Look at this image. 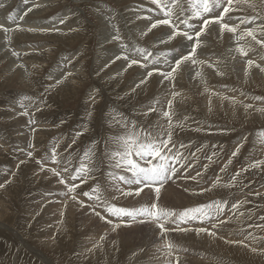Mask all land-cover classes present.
<instances>
[{
    "label": "rangeland",
    "instance_id": "rangeland-1",
    "mask_svg": "<svg viewBox=\"0 0 264 264\" xmlns=\"http://www.w3.org/2000/svg\"><path fill=\"white\" fill-rule=\"evenodd\" d=\"M5 1L0 0V5ZM50 1L52 0H14L4 14L0 16V21H4L0 22V27H2L0 30V46H5L3 49L0 47V51L7 49L6 56L0 59V183H4L6 180L9 181L5 188L0 189V198H4L5 201L10 199V202L2 203L4 209L0 208V213L6 211L10 216L8 219L0 217V221L4 225L6 224L15 230H19L25 237L24 241L34 247L36 249L35 252L38 253L33 254L25 247L22 248L23 243L17 239L14 231L1 229L0 264H14V259L16 261L15 264H49L39 259L37 256L39 253L45 255L46 258L55 264H132L134 262L132 256L139 252V246L143 242V239L138 237L136 239L129 238L126 235L127 233L123 231L110 234H104L102 232L101 235L104 238L100 235L99 239L104 244L101 243L102 248H97L94 244L89 245L90 243L87 241L90 239L87 235L93 233L95 227H92L87 222L85 223L87 220L84 219H87V217L90 218V216H86L87 213L82 210L79 212L78 208L81 206L77 207L78 204L75 205V208L78 210L75 212L76 218L70 232L67 231L69 229L67 227V221L65 220L68 213L62 211L61 219L63 220H60V226L56 228L53 226L54 218L53 220L51 219L52 216L54 217L56 215V213L54 215L53 209L47 212L48 209L42 208L40 210L38 208L40 207L38 203H41L42 199L52 201L55 198L54 202L57 200V204L55 205L56 209L62 210L64 208L62 199H57L58 196L63 195L61 194L63 191L55 190H64L65 186L59 183L60 177L48 171L49 168L56 166V164L50 163L48 160L51 156L52 148L57 145L56 151L59 149L58 152L60 153L57 155V159L67 158L71 161V164L68 166L74 168L80 163L83 153L92 150L94 155L92 158L93 170L91 175L94 179H89L86 183L81 184L77 189V194L89 191L96 184H99L104 196L108 197V195H112L113 193L111 192V194L109 191L115 189L107 187V183H114L109 173L123 174V172L120 169H114L112 167L105 153L116 150L117 146L113 143L115 138L119 135H126L127 131L131 130L133 125H135L136 130L158 131L153 127V122L149 119L156 112L162 115L163 111L168 110L169 100L166 94L169 90L164 88L160 82H170L163 80V77L159 73L171 71V66L174 65L175 59L179 58V55L186 54L190 50L187 45L192 42H188L184 50L178 54L177 50L185 43L183 37H176L171 40L169 45H166L168 36L171 34L169 26L158 25L157 28L149 31L148 29L151 27V24L159 19L158 16L162 14L158 15L156 11L149 12L148 9L154 8L149 4L145 5L142 0H53L56 1L54 6L38 15H34L35 12L41 10L42 4H47ZM178 3L184 9L183 17H191V0H178ZM220 3L221 8L217 9L213 14L211 13L212 16L209 19H212V22L204 26L205 32L199 38L198 45L201 46L197 48L195 54V59L198 63L192 64L189 61L174 73V77L177 74L183 76L181 71L187 68V76H191L192 80H184L183 83L178 85L181 88L182 94L189 100L188 105L191 106V112L187 111V113L185 110L184 112L183 109L180 111L179 108L177 109L178 104L174 102V108L172 107L173 110L171 109L173 122L179 118H198V121L202 119L204 98L201 91L204 94H208L213 88L214 90L226 88L228 89L227 91H230L229 94L231 95L239 92L241 95H249L256 99L258 97L262 98L257 99V101H264V72L261 71L262 68L256 67V65L261 66V61L264 60L261 59L264 58V51L261 49L262 46L254 42L247 35L240 39L238 32L244 30L242 28L234 34L227 33L226 31L223 32L225 34L221 33L220 24L216 23L213 17L218 16L219 12L223 10V7L227 6V0H220ZM237 6L240 9L236 14L237 17H246L251 21H260L264 27V0H247L246 3L242 2L240 5L233 3L231 7L232 9H236ZM244 8L246 9V13L241 14L240 12ZM173 10L174 12L178 11L175 7ZM63 13L68 14V17L61 19L63 15L61 17L60 15ZM231 13L233 12L226 13L221 23H229L232 25L233 23L228 19ZM173 18V20L176 19L175 16ZM58 20L59 22H57ZM61 20L64 22L60 23ZM194 20H198L199 24L195 23ZM234 21L240 22V20ZM189 23L195 24L196 29L199 30L203 24V20L193 18L189 20ZM40 24H42L43 28L39 27ZM18 26L20 28L23 27L21 28L24 29L23 32L40 37L31 36L30 38H21L20 31H16L15 36L9 37L8 33L10 31L8 29H11V27L17 29ZM34 27L41 29L47 27L48 30L40 32L41 35L39 33H33ZM64 28H71L67 31L68 40L66 42L58 37H42L44 35H58V30ZM180 29L187 30L183 24L180 25ZM117 31L121 39L113 40L112 37L117 35ZM255 35L258 40H264V32L257 31ZM234 37H237V40H232ZM162 41H165L164 45L160 46ZM236 41L238 42L236 43ZM42 44L49 48L45 47V49H41L40 46ZM122 44L127 47H122ZM204 44H206V47H203ZM240 48H243L248 55H242L239 51ZM81 49L85 51L75 57ZM138 49H144L145 51L141 54ZM235 49L236 51H234ZM118 51L120 52V55H118L121 58L116 59L118 55L113 58V54L118 53ZM128 52L131 54L134 53V59L139 61V63L133 65L127 74L120 79L117 77V74H119L121 68L131 62L128 58H124ZM106 53L109 54V62H105ZM149 53L150 55H148ZM253 53H258V60L260 59L259 61L257 60L258 62L253 63L255 67L250 72L255 84L252 86L242 85L243 75L250 68L241 62L244 61V58L247 61V57H251L249 54ZM10 54L11 58L9 59ZM144 55H148L150 62L148 59H144ZM20 59L22 60V64H24L21 67ZM237 61L240 62L238 65H236ZM62 62H69L70 77H73L76 69L82 66L83 76L74 83L73 87L71 86L72 91H68L64 86H55L52 89L49 87L52 85L51 83H53L54 77H57V65ZM104 63L108 66L106 67ZM143 63L148 67L141 66L144 65ZM199 64L206 65L212 69H215L214 66H217L218 71L223 76H227V79L219 80L216 77L218 74L209 71L208 80L204 82L198 81L202 73L199 69ZM156 68L159 71L153 72L152 70ZM10 71H12L11 75H9ZM63 71L64 69L60 70L59 73ZM150 71L153 72V77H158L153 80H151L152 78L150 80L148 79L145 83L137 87L133 85L140 83ZM199 71L201 72L200 74L198 73ZM238 72L243 74L240 76ZM250 74H246L247 79L250 77ZM63 77H65L64 74H60L59 78ZM171 100L173 101L174 99ZM246 103L251 105V107L246 108L245 105L240 106L236 114L223 112L215 106L214 111L219 115L209 122L210 128H227L228 131L216 130L212 137V144L209 140L205 139V137L209 136L206 135L200 141L190 142V144L185 143V149H183L184 147L181 148L178 145L180 143L182 144L185 137L182 138V141L176 135L180 131H177V129L172 130V139L174 143L177 142L175 145L177 148H180L179 150L182 151L184 157L187 158V156L189 157L191 155L192 157L190 156V158L194 160L198 156L197 160L200 161L195 166H190L193 160L191 161L189 159L190 163L186 162L183 168L177 164L180 170H184V175H187L188 178L186 177V180L183 179L187 182H185L186 185L176 194L177 197L175 196L171 202L168 199L169 202H166L167 205L164 206H167L169 210L179 212L192 207L191 201L193 199L198 202L203 201L199 202L201 205L213 201L226 202L224 213H231V219L235 217L232 223H235L238 219L244 222L243 225H240L239 229H232L234 232L231 239L237 240L242 234H247L248 236L243 235L245 237L244 243L252 242L257 245L258 249L264 250V219H261V217H264V163L255 167L252 166L257 161H264V149L259 145L258 139L254 136L260 131L264 133V111H261L264 108L256 109L254 103ZM153 105L155 106V111L149 112V108ZM25 112L27 113L26 115L24 114ZM36 118H43L45 120L44 122H47L48 119V125L50 124L53 126L51 128H55V131L51 130L43 133L46 136L44 141L49 142L47 146H49L50 151L49 154L46 151H42L45 154H42L41 158L38 156L39 154H36V156L33 154L37 146L33 148L36 142L33 141L31 132L36 131L37 126L32 127L33 125L29 124L30 120L33 121ZM144 118L148 121L144 120ZM177 126L180 129L185 127L183 123H179ZM20 129L24 132V129H27V131L30 130L28 132L29 134L24 137V140H20ZM201 129H203V125ZM205 131L208 130H202V132ZM77 133L81 134L77 135ZM62 134L66 137L67 142L58 145L56 143L59 140L57 136ZM16 135H19V137L15 138ZM239 140H243L244 142L239 147V152L233 155L237 149L235 144ZM191 144L192 147L189 149ZM29 151L32 152V157H28L27 153ZM193 153L195 154L193 155ZM42 159L46 165L44 170H41V164L37 163V161ZM202 161H206V163ZM84 162L88 163V160L85 159ZM36 164H39L40 167L35 166ZM34 167H37V170ZM60 167H63V165H60ZM187 171L189 172L187 173ZM24 173L27 174V179L24 178ZM183 173L177 174L175 177L182 180ZM192 173L194 174L191 176ZM197 173H200L201 176L197 175ZM220 174L222 175L219 180H213L219 178ZM36 175L40 176L38 180ZM62 175L65 176L66 180L68 179L67 173H62ZM189 177H196L197 180L189 179ZM198 177L201 178L198 179ZM106 179L109 181L107 182ZM73 183L80 184V181L76 180ZM167 183H165L163 188H165ZM224 183L227 185L225 192L216 190V193H212L215 195L210 193L211 197L207 195L202 198L200 197V194H204L205 192L204 188L211 187L212 189V187H216V184L217 188H223ZM133 186L139 187L137 185H131L130 187ZM120 187L125 188V191L130 188L129 185H124L122 182L120 183ZM14 188H16L17 192ZM145 191L147 190L145 189ZM117 192L118 196L116 194ZM119 193V191H114V195L111 198L108 197L110 202L115 203L119 207L150 206L153 202L158 203L159 207L163 205L162 203V205L160 204V199L157 200L155 196L151 197L152 199L145 204L138 205V202L133 203L135 201L123 198L121 193ZM78 197V199L84 201L85 208L89 212H93L88 207V204H91L92 201H89L82 195H78ZM243 200L244 205H246L245 210L242 207ZM54 202L52 201L51 206ZM200 204L197 206H200ZM232 204H236L237 207L233 208ZM102 210V207L96 209L100 213L98 218L102 221L107 219V223H113L115 221L116 223H113L114 225L119 224V226L123 225V227H129L131 224H143L145 229L140 231L142 234L148 231L150 227L152 228V223L147 221L144 223L138 221L136 223L131 222L127 225V223L121 222L120 219L117 220V217L109 216L108 213L105 214L106 212ZM238 213L239 215L236 216ZM84 215L86 217L82 218ZM127 219L126 217L124 218V220ZM200 223L202 222L200 221ZM138 228L136 229L138 230ZM186 228L189 231L199 229L195 226ZM257 229H260L259 233ZM230 234L227 233V236H230ZM44 236H47L45 239L47 241L41 240ZM105 239L109 240L106 241ZM90 249L93 252L91 253L89 251L90 253H87L86 250ZM140 252H143V250L140 249ZM214 255H211L214 257L211 258L213 263L234 264L230 257Z\"/></svg>",
    "mask_w": 264,
    "mask_h": 264
},
{
    "label": "bare ground",
    "instance_id": "bare-ground-1",
    "mask_svg": "<svg viewBox=\"0 0 264 264\" xmlns=\"http://www.w3.org/2000/svg\"><path fill=\"white\" fill-rule=\"evenodd\" d=\"M14 0H6L4 3H2L0 5V16L4 14V12L7 10V8L13 3ZM145 5L149 4L151 7H153L154 9L156 8L155 5H153L150 0H142ZM42 2V1H41ZM165 2H168V0H165ZM242 2L246 3L247 0H239V3L236 2V0H234V3H237L238 5H240ZM30 3V2H29ZM38 3V2H37ZM56 4V1H50L48 2L47 4H42L41 5V10H38L37 12H35L34 15H38L40 13H42L43 11L45 10H48L50 9L52 6H54ZM44 5V6H43ZM24 6V5H23ZM29 6V5H28ZM40 6V5H39ZM240 9L238 8V6L236 7V9H233L231 13V16L232 17H237V12H239ZM242 12H240L241 14H245L246 13V9L244 8L243 10H241ZM32 12V11H30ZM239 13V14H240ZM29 14V13H28ZM213 14V13H212ZM212 14H207L204 18H207L209 19L210 16H212ZM240 14V15H241ZM24 15V14H23ZM63 15V16H62ZM190 15L192 16L193 13L192 11H190ZM236 15V16H235ZM239 15V16H240ZM62 16V17H61ZM61 19H65L66 17H68V14H61L60 15ZM159 19H162L164 17H162V15L158 16ZM184 18V17H183ZM246 17H241V19H245ZM254 18V17H253ZM174 19V18H173ZM248 20V18H246ZM250 20V19H249ZM3 20H1L0 22H2ZM24 21V20H23ZM195 23L199 24V21L198 20H194ZM210 22H212V19H209ZM233 24L232 26H236L238 25L237 27V30H241L240 28L244 29L240 32H238L237 34L239 35V37L241 36L242 33H244L246 30L248 29H253L255 32H264V27L261 25L260 21H256V20H253L251 22H246V23H240V22H235L234 20H230ZM4 22V21H3ZM22 22V21H21ZM59 22V20L57 21ZM39 24V23H38ZM77 24V23H76ZM235 24V25H234ZM22 26V25H21ZM63 26V25H62ZM39 27H42V24H40ZM76 27V26H74ZM2 27H0V30H1ZM15 28V27H14ZM23 28V27H21ZM20 26L17 27V29H13L11 27V29H8L10 32L8 33L9 37H13L15 36L16 34V31H20V37L21 38H30L31 36H36V35H32V34H29L27 32H23L24 29H21ZM43 28V27H42ZM182 28V27H181ZM71 28H64V29H60L58 30L57 34L58 35H51V36H47V35H44L42 36L43 38H53V37H58V38H62V40L64 42H66L68 40V36H67V31L70 30ZM44 30H48L47 27L45 29H41V28H37V27H34L33 28V33H39L41 34L40 32L44 31ZM50 30V29H49ZM52 30V29H51ZM171 30V29H170ZM32 31V30H30ZM225 32V31H224ZM228 33V31H226ZM51 33H53V31H51ZM210 33V32H209ZM208 33V34H209ZM230 33V32H229ZM54 34V33H53ZM225 34V33H223ZM231 34V33H230ZM42 35V34H41ZM236 35V36H238ZM245 36V35H244ZM36 37H40V36H36ZM235 39L237 40V37H234L232 40L235 41ZM239 39V38H238ZM164 42H161L160 46L161 45H164ZM171 42V40H168L167 39V43H165L166 45H169ZM238 41H236L237 43ZM255 42V41H254ZM188 42L185 41V45L187 44ZM233 43V41H232ZM201 45H198L197 48L199 47L200 48ZM234 47H236L235 45H232ZM1 49H3L5 46L4 45H1L0 46ZM45 47H48V46H43V44L40 46L41 49H45ZM203 47H206V44H204ZM49 48V47H48ZM47 49V48H46ZM85 49V48H84ZM84 49H81L80 52H78L75 57L79 56L80 54H82L85 50ZM249 49V48H248ZM247 49V50H248ZM261 49L264 51V46L261 47ZM6 50H1L0 51V59H3L5 56H6ZM250 50V49H249ZM46 51V50H45ZM129 51V50H128ZM236 51V49L234 50ZM252 53V52H251ZM120 55V52L118 51V53H115L113 54V58L116 56V55ZM130 54V55H128ZM258 54V53H257ZM257 54L256 53H253V54H249L251 57H247L248 60H252L254 61L255 63L258 62V57H257ZM74 56V55H73ZM102 56V54H101ZM130 57V58H129ZM9 59L11 58V54H10V57H8ZM127 58L128 60H133L134 59V53H130L128 52L127 53ZM261 58V57H260ZM261 59H264V58H261ZM62 60V58H61ZM247 60V61H248ZM258 60V61H257ZM149 61V59H148ZM247 61H245V58H244V61H242L241 63L242 64H245L248 68H250L246 74H250V72L253 71L254 69V64L252 66H249L247 65ZM105 62H109V54L106 53L105 54ZM143 62V61H142ZM150 62V61H149ZM97 63H98V60H97ZM110 63H112L110 61ZM131 63V62H130ZM127 64L125 65L123 68H121V70L119 71V74H117L120 79L123 78V76L125 74H127V72L129 71V69L133 66H129L130 65ZM200 63H203V62H200ZM240 62L237 61V64L238 65ZM69 62H62V63H59V65H57L56 67V71H58V74H57V77H54V81L53 83H51L52 85H50L49 87L54 88L55 86H64V88H66L68 91H72V87L74 85L75 82H77L82 76H83V69H82V66H79L76 71L73 73V77H70L71 76V72H70V68L68 66ZM144 64V63H143ZM147 64V62H146ZM24 65L22 64V60L20 59V67ZM105 65V63H104ZM145 65V64H144ZM149 65V63L147 64ZM106 67L108 65H105ZM199 69L201 70V72L199 71L198 73L200 75L198 81H201V82H204L206 80L209 79L208 77V72H213V73H216L218 74L217 79L219 80H223V79H227V76H223L221 74L220 71H218V67L217 66H214L215 69H212V68H208L206 65H202V64H199ZM148 67V66H147ZM260 69L261 68H264V60L261 61V66L259 67ZM31 69V68H29ZM55 69V68H54ZM64 71L62 73H59L60 70H63ZM157 69V68H156ZM73 70V69H72ZM150 70V68H149ZM26 71V69H25ZM55 71V70H54ZM154 72V69L152 70ZM187 71L188 69L187 68H184L183 71H181V73L183 74V76H180L177 74L176 77H174L173 80H171L170 82H160L162 83V85L164 86V88H166L167 90H169L166 94V97L168 98V100H171V99H174L173 100V103L175 102L176 104H178V107L177 109L179 108L180 111H183L185 110L186 112L189 111L191 112V106L188 105L189 103V100L188 98H186L183 94H182V91H181V88H179L178 85H180L181 83H183L184 80H188V81H191L192 80V77L191 76H187ZM151 72V71H150ZM264 72V71H262ZM56 73V72H54ZM239 73V72H238ZM12 74V71H10L9 75ZM60 74H64L65 77L63 78H59ZM243 74V73H242ZM241 73H239L238 75H242ZM246 74L243 75V79H242V85H248V86H252L253 84H255V81H254V78L252 76V74H250V77L247 79L246 77ZM146 77H147V74H146ZM158 77V76H156ZM156 77H153V75L151 77H148L147 80L151 79H155ZM246 77V79H245ZM58 78V79H57ZM72 78V79H71ZM70 79V80H69ZM57 80H60L62 81L61 83L57 84L56 81ZM69 80V81H68ZM135 85L136 87L138 85H141V83H135L133 84ZM72 86V87H71ZM201 89H203L202 86H200ZM65 89V91H67ZM228 89L226 88H222L221 90L220 89H216L214 90L211 89V91L208 93V94H204L202 91H201V94H203V98H204V104H203V118L200 119L198 121V118H179L178 120H181V121H178V120H175L173 122V129H177V131H180L178 132L176 135H178L181 140L183 141L182 138L185 137V140L182 142V144L180 143L178 145V147H180V145H184L185 143H194L196 141H200V139H202V137H205L206 135H209L208 137H205L206 140H209L212 144V140H213V136L215 134V131L216 130H221V131H228L227 128H221V129H218V128H213L212 127L210 128V121L215 118V117H218V113L216 111H214V108L215 106H217L219 109H221L223 112H228L230 114H236L237 113V110L240 106H244V105H249L248 103L246 102H252L255 104V108L256 109H260V108H264V101L263 100H259L257 101V99L255 97H250L249 95L246 96V95H241L239 92H237V94L235 95H231L229 94L230 91H227ZM173 93H177L178 95H173ZM52 94V92H51ZM91 95V93H90ZM175 103L173 105H175ZM174 108V107H173ZM172 108V110H173ZM176 109V108H175ZM174 109V110H175ZM176 109V111H177ZM184 111V112H185ZM174 112V111H173ZM159 112H156L153 116L151 115L152 118H150L149 120L153 122V127L156 129V130H164L165 132L168 130V120L167 118L163 117L161 114H157ZM188 113V112H187ZM205 117V118H204ZM86 119V118H85ZM84 120V119H83ZM144 120H147L144 118ZM45 120H43V118H36L34 119L33 121L30 120L29 124L33 125L32 127H34L35 125L37 126L36 128V131H33L31 132V136L33 135V141L36 142V144L33 146V148H36L37 146V149L33 151V154L36 156V154H39L38 156H40L41 158V155L45 154L44 152L42 151H46L48 154H49V146L48 145V141H44L46 139V136L43 135L44 132H48V131H55V128H51L53 126H51L50 124L48 125V119H47V122H44ZM148 121V120H147ZM176 122H179V123H183V126L185 125V127H182L181 129L179 128V126H177L179 123H176ZM194 124V125H193ZM97 125V124H96ZM203 125V129H201V126ZM98 126V125H97ZM28 129V128H27ZM27 129H24L25 132L20 129V140H24V137L27 136V134H29L28 132L30 130L27 131ZM96 129V128H95ZM202 130H208V131H205V132H202ZM174 131V130H173ZM188 138H187V137ZM257 139H258V143L260 146H262V148L264 149V133H262L261 131L256 133L254 135ZM16 137H19V135H16ZM58 137V141H56V143L59 144H63L66 141V137L62 135L60 136H57ZM38 141V142H37ZM244 141L243 140H239L236 144H235V147L238 148L242 145ZM52 143V142H51ZM55 143V142H54ZM177 143V142H176ZM175 143V144H176ZM198 143V142H197ZM185 144V145H186ZM188 144V145H189ZM192 147V144L191 146H189V149ZM54 148V147H53ZM186 148H188V146H186ZM55 149H57V145H55ZM180 149V148H178ZM185 149V147L183 148ZM188 149V150H189ZM175 150V149H174ZM59 151V149H58ZM56 151L57 155H59L60 153ZM196 151V150H195ZM194 151V152H195ZM182 152V151H181ZM184 152V151H183ZM188 153V151H186ZM190 153V152H189ZM192 153V152H191ZM195 153H193L194 155ZM202 155V154H201ZM191 156V155H190ZM190 156L188 157L187 156V162L190 163V160L192 161L193 159L190 158ZM192 157V156H191ZM39 158V159H40ZM190 159V160H189ZM198 156L197 158L191 162L190 166H195L196 164H198ZM41 162H43L44 160H40ZM50 163H51V160L49 158ZM203 163H206V161H202ZM49 163V162H48ZM47 163V164H48ZM105 164V163H104ZM204 165V164H203ZM35 166H39V164H36ZM57 166V165H56ZM54 166V167H56ZM64 166V165H63ZM189 166V165H188ZM189 166V168H190ZM205 166V165H204ZM40 167V166H39ZM178 167V166H177ZM180 168V167H179ZM34 169L37 170V167H34ZM115 169V168H114ZM197 169V168H195ZM194 169V170H195ZM113 170V169H112ZM192 170V169H191ZM34 171V170H33ZM115 171V170H114ZM184 170H180L178 172V174H182ZM193 171V170H192ZM111 172V171H109ZM189 171H187L188 173ZM191 172V171H190ZM113 173V172H112ZM119 173V171H118ZM122 173V172H120ZM41 174H45V173H41ZM117 174V173H115ZM124 174V173H123ZM194 173L191 174V176L193 175ZM35 175V174H34ZM221 175L219 176V179L221 178ZM189 176V175H188ZM196 176V175H194ZM201 176V175H200ZM40 176L39 175H36V178L38 180ZM180 177V176H179ZM186 177L187 175H184L183 173V176H182V180L181 179H178V177H175L173 178L172 181H169V183H167V185L165 186V188H162L161 189V192H160V204L162 205V208H165V209H168L167 206H164V205H167L166 202H171L173 200V198L176 196L177 197V193L180 191V189L185 186V182L187 181H184L186 180ZM24 178L27 179V174L24 173ZM188 178V177H187ZM201 177H198V179H200ZM111 179V178H110ZM184 179V180H183ZM190 179V178H189ZM218 179V180H219ZM197 180V179H196ZM213 180H217V178L213 179ZM107 181V179H106ZM109 181V180H108ZM107 181V182H108ZM199 181V180H198ZM199 183V182H198ZM225 184V183H224ZM105 185V184H104ZM108 185V183H107ZM62 186V185H61ZM216 187H207L206 189L204 188L205 192L204 194H200L201 198L204 197L205 195H207L208 197H211L210 196V193H214L216 190L221 192V191H226V184L223 185L224 187H220V188H217V184L215 185ZM130 187V186H129ZM121 188V187H120ZM133 191L137 188L135 186L133 187H130ZM18 189V188H17ZM56 189V188H55ZM123 189V188H122ZM228 189V187H227ZM14 190H16V188H14ZM54 190V189H53ZM53 190H52V193H53ZM108 190V189H107ZM125 190V188L123 189ZM147 191L145 192H142L140 196H130V197H124L123 198H127L128 200L130 201H135L133 203H136L138 202V205H142V204H145L146 202L150 201L152 198L151 197H154L155 196V193L154 191H149L148 189H146ZM55 191H65V189L63 190H55ZM114 191L116 190H112L109 191V193H111L112 195H114ZM17 192V190H16ZM106 192V191H105ZM147 192V194H146ZM58 193V192H57ZM175 193V194H174ZM216 193V192H215ZM62 194V193H61ZM108 194V193H106ZM117 196H118V192L116 193ZM120 194V193H119ZM243 194V193H242ZM245 194V193H244ZM112 195H108V197L111 198ZM212 195H215V194H212ZM107 197V198H108ZM213 197H216V196H213ZM62 199L61 201L63 202L64 204V208L62 210H58L56 209L55 205L57 204V200L56 202H54V200H52L54 203L53 205L51 206L52 204V201L51 200H48V199H42L41 203H38L40 204V207H38L40 210L42 208L44 209H48L47 212H49L50 210H52L54 212V215L56 213V215L53 217H51V219L53 220V226H55L56 228H58L60 226V220H63L61 219V215L63 212H66L68 213L67 214V218L65 219L67 221V227L70 232L71 230V227H73L72 225L74 224L73 222L75 221V212L79 209V212L80 210H82L83 212L87 213L86 216H90V218L87 217V219L85 218L84 220H87L85 221V223L87 222L88 224H90L92 227H95V230L93 233H90V234H85L87 235V241L90 243H87L89 245L91 244H94L95 247H101L102 248V240L99 239L100 235L102 234V232L105 234V233H117V232H120V231H123L125 233H127L126 235L129 237V238H141L143 239V242L140 243V246H139V252L137 254H134L132 257L134 259V262L132 264H176L178 262V264H217V263H213V260H211V258L213 256L211 255H223V256H227L231 258V261L232 263L234 264H264V250L262 249H258L257 245L253 244L252 242L251 243H244V239L245 237L243 235H247V234H242V236L237 239L239 241H243V243H231L230 241H235L236 239H231V236L233 235V232L234 230L232 229H239L240 228V225H243V220H240L236 217V220L235 223H232V221L235 219V215L233 216L234 218L231 219L230 218V214H225L224 212L218 216L215 220L209 222V221H204L202 223H200V221H190L189 223H181L179 224V228L181 229H187L186 227H191L192 226H195L196 228H206L208 229L209 231L211 232H215V235H209L208 232H198L197 230H186V231H180V230H175L177 229V224H174V223H166L165 224V227L167 229H169V231L167 233H161L160 229L157 227V225L155 223H152V228L150 227V229H148V231H145V233H140V231H143L145 228H144V225L143 224H131V226L129 227H123V225L119 226V227H115V225L113 223H116L115 221H113V223H107L105 219V221H102L98 218V216L95 215V213L93 212H89L85 206L84 208L83 207H79L78 209L75 208V205H77L76 203L74 202H68L65 203L66 201V198L64 195H60L57 197V199ZM65 198V199H63ZM79 198V197H78ZM38 199V198H37ZM169 199V201H168ZM178 199V198H177ZM206 199V198H204ZM211 199V198H209ZM207 199V200H209ZM241 199V198H239ZM65 200V201H64ZM82 200V199H80ZM85 200V199H84ZM122 200V199H121ZM126 200V199H125ZM245 200V199H244ZM244 200H243V205L242 207L244 208V210L246 209V205H244ZM112 201V200H111ZM128 201V202H130ZM6 202H10V199H7V201L4 200V198H0V206H3L2 203H6ZM50 202V204H49ZM126 202V201H125ZM192 203V207L195 206L197 207V205H199L200 203L199 202H203V201H197L195 199H193L191 201ZM127 203V202H126ZM246 203V201H245ZM33 204V203H32ZM247 204V203H246ZM87 205V204H86ZM89 205V204H88ZM168 205H171V204H168ZM201 205V204H200ZM79 205H77L78 207ZM36 207V208H37ZM190 207V206H189ZM1 209L3 208L4 209V206L3 207H0ZM30 208V207H29ZM37 208V209H38ZM6 209V207H5ZM36 209V210H37ZM98 209V208H97ZM104 210V209H103ZM102 210V211H103ZM169 210V209H168ZM28 211V210H27ZM34 211V210H33ZM63 211V212H62ZM26 212V211H25ZM29 212V211H28ZM36 212V211H35ZM39 212V210H38ZM41 212V211H40ZM45 212V210H44ZM78 212V213H79ZM31 213V212H30ZM89 213V214H88ZM103 213V212H102ZM240 213V212H239ZM239 213L236 215L238 216ZM32 214V213H31ZM50 214V213H49ZM107 214V213H105ZM236 214V212H235ZM33 215H34V212H33ZM83 215V214H82ZM232 215V214H231ZM10 216V214L6 211L0 213V217L2 218H5V219H8V217ZM42 216V215H41ZM85 215L82 216L83 217H86ZM105 216V215H103ZM244 216V215H243ZM81 217V216H80ZM109 217V216H108ZM81 218V219H82ZM102 218V219H103ZM42 219V218H41ZM40 219V220H41ZM45 219V218H44ZM78 219V218H77ZM80 219V220H81ZM249 219V218H248ZM112 220V219H111ZM119 220V219H117ZM8 221V220H7ZM46 221V220H44ZM50 221V220H48ZM47 221V222H48ZM121 221V220H120ZM127 221V220H125ZM220 221H223L224 223L221 224ZM247 221V220H246ZM35 222V221H33ZM38 222V221H36ZM82 222H83V219H82ZM81 222V223H82ZM250 222V221H249ZM27 223V222H26ZM52 223V222H51ZM77 223V222H76ZM117 223H120V222H117ZM136 223V222H135ZM212 223H216L217 224V227L215 229L212 228ZM47 224V223H46ZM50 224V223H49ZM48 224V225H49ZM79 224V222H78ZM45 225V224H44ZM128 225V223H127ZM89 226V225H88ZM51 227V226H49ZM62 227H63V224H62ZM66 227V226H65ZM78 227V226H77ZM85 227V226H84ZM139 227V228H138ZM86 228V227H85ZM138 228V230L136 229ZM194 228V227H193ZM230 228V229H228ZM4 230V229H8V230H12L15 232V236L17 237V239L19 241H21L23 243L22 245V248H26L28 249L31 253L33 254H38L36 253V249H34V247H32L31 245L27 244V242H25V237L24 235L19 231V230H15L13 229L12 227H10L9 225H4L1 221H0V230ZM50 230V229H49ZM55 230V229H54ZM92 230V231H93ZM23 231V230H22ZM30 231V230H29ZM46 231V230H45ZM52 231V230H51ZM50 231V232H51ZM249 231V230H248ZM247 231V232H248ZM52 232H55V231H52ZM51 232V234H52ZM243 232V230H242ZM257 232L259 233L260 232V229H257ZM45 233V232H44ZM134 233V234H133ZM227 233H231L230 236H227ZM254 234V233H253ZM42 235V234H41ZM28 236V235H27ZM39 236V235H38ZM52 236V235H51ZM103 237V235H101ZM107 236V235H105ZM248 236V235H247ZM37 237V235H36ZM35 237V239H36ZM47 236H44L41 240L43 241H47L45 240ZM76 237V236H75ZM85 237V236H84ZM68 238V237H67ZM66 238V239H67ZM79 238V236H78ZM104 238V237H103ZM238 238V237H236ZM247 238V237H246ZM39 239V238H38ZM49 239H51L49 237ZM69 240V239H68ZM81 240V239H80ZM106 241L109 240V239H105ZM104 240V241H105ZM122 240V239H120ZM126 240V239H125ZM236 240V241H237ZM28 241V240H27ZM41 241V242H42ZM67 241V240H66ZM79 241V240H78ZM76 241V242H78ZM86 241V240H85ZM127 241V240H126ZM136 241V240H135ZM49 242V241H48ZM82 242V241H81ZM166 242H170L173 244V248L171 250V254L169 255V250L167 248L164 247L165 243ZM246 242H247V239H246ZM55 243V242H54ZM66 243V242H65ZM111 243V242H109ZM46 244V243H45ZM104 244V243H103ZM107 244V243H106ZM53 245V244H52ZM65 246V245H64ZM87 246V245H86ZM109 246V245H108ZM113 246V244H112ZM119 246V245H118ZM20 247V246H19ZM51 247V246H50ZM54 247V246H53ZM94 247V246H93ZM81 248V247H80ZM84 248V247H83ZM91 248V246H90ZM119 248V247H118ZM144 248V249H143ZM255 248L256 251H252V249ZM87 249V248H86ZM89 249V248H88ZM92 249V248H91ZM91 249L90 250H86L87 253L90 251L91 252ZM94 249V248H93ZM140 249L143 250V252H140ZM9 252V251H8ZM38 252V251H37ZM41 252V251H40ZM79 252V251H78ZM89 252V253H90ZM93 252V251H92ZM91 252V253H92ZM133 252V251H132ZM85 253V252H84ZM75 254V253H74ZM83 254V253H82ZM94 254V253H93ZM84 255V254H83ZM99 255V254H98ZM214 255V256H215ZM3 256V255H2ZM39 257V259L41 261H44L45 263H49V264H55L53 262H51V260H49L48 258L45 257V255H42L41 253H39V255H37ZM106 256H107V253H106ZM88 257V256H86ZM78 258V257H77ZM91 258V257H90ZM109 258V257H108ZM214 258V257H213ZM226 258V257H225ZM17 259V258H16ZM238 259V260H237ZM79 260V258H78ZM228 261V260H227ZM215 262V261H214ZM16 263L15 259H14V264ZM222 263V262H221Z\"/></svg>",
    "mask_w": 264,
    "mask_h": 264
},
{
    "label": "snow or ice",
    "instance_id": "snow-or-ice-1",
    "mask_svg": "<svg viewBox=\"0 0 264 264\" xmlns=\"http://www.w3.org/2000/svg\"><path fill=\"white\" fill-rule=\"evenodd\" d=\"M150 2L156 6L155 9H148L149 12L156 11L158 15L162 14L164 18L155 20L154 23L151 24V27L148 29L151 31L152 29L157 28L158 25H167L171 29V34L168 36V40H172L176 37H183L186 42H192L187 46L190 48L186 54L179 55V58L175 59L174 65L171 66V71L160 72L159 74L163 77V80L171 81L174 79V73L177 72L179 68H181L185 63L191 62L192 64L198 63L195 59V54L197 52V45L199 43V38L202 33L205 32L206 25L210 24L209 19L204 18L207 14L214 13L217 9L221 8L220 0H191V10L193 15L191 17L182 18L184 9L178 3V0H150ZM239 3V0H236ZM234 0H227V6L223 7V10L219 12L218 16H214L213 19L216 23L220 24L221 33L224 31H228L230 33H236L237 27L232 26L229 23H221L223 21L226 13L232 11V5ZM174 7L178 10L174 12ZM173 16L176 17L173 20ZM202 19L203 24L200 26L199 30L196 29L195 24L189 23L190 19ZM151 19V17H149ZM229 20H240V23L251 22L250 20L241 19L240 17H228ZM255 19V18H253ZM178 21V22H177ZM64 21L61 20L60 23ZM183 24L185 29L181 30L180 25ZM244 35H247L252 38L257 44L264 46V40H258L255 35V31L253 29H248L239 37L243 38ZM195 37V40H194ZM113 40H120L121 37L117 31V35L112 37ZM163 42V41H162ZM126 48V45H121ZM185 48V44H182L181 47L177 50V53L183 51ZM138 51L143 54L144 49H138ZM239 51L242 55L247 56L248 53L244 51L243 48H240ZM15 54V53H14ZM150 55V53L148 54ZM148 55H144V59H148ZM121 57L118 55L116 59H120ZM127 59V56L124 57ZM139 61L133 59L131 60V65L138 64ZM249 66H252L254 61H247ZM146 67L147 65H141ZM256 67H260L256 65ZM154 71H159L158 69H154ZM264 71V68L261 69ZM153 72H148L147 77L140 81L141 84L145 83L148 77H151ZM62 81L57 80L56 83L59 84ZM139 86V85H138ZM173 95H178L177 93H173ZM94 99V98H93ZM262 99V98H257ZM158 103V102H157ZM173 107V101H168V110L162 112L163 117L168 120V130L165 132L164 130L152 131L140 129L136 130L135 125L132 126V129L127 131L126 135H119L115 138L113 143L117 146L116 150L111 152H106L105 156L111 162L112 167L115 169H120L124 174H115L109 173L114 183H109L107 187H112L116 191H119L122 196L130 197V196H140L145 189L149 191H154L155 197L158 200L160 196L161 189L164 187L165 183L172 180L178 172L180 168L177 167V164L180 165L181 168L184 167V164L187 162V158L184 157L183 153L176 147L172 137H173V121L171 109ZM246 108L251 107V105H245ZM155 111V106L149 108V112ZM264 111V109H261ZM27 114L26 112L24 113ZM81 133H77L80 135ZM181 148L185 147L184 145H180ZM175 149V150H174ZM239 152V147L233 153L236 155ZM28 157H32V152L29 151L27 153ZM93 151L89 150L83 153L80 163L78 166L74 168L69 167L71 161L67 158L58 160L57 153L55 147L51 150L50 160L53 164H56L57 167L49 168L50 171L55 176L60 177L59 183L65 186V191L62 193L67 201L74 202L79 206H85L84 201L78 199V195H82L86 197L89 201H92L91 204L88 205L89 208L97 216L100 215L97 208L102 207L109 216L117 217L124 223L131 222H151L155 223L157 227L160 229L161 233H167L169 229L165 227L166 223H174L177 224V229L180 231H186L187 229L179 228V224L181 223H189L190 221L199 220L203 221H213L218 216H220L224 212V207L226 202L221 201H213L207 204H203L197 207H190L183 211H174L168 210L158 206V203L153 202L149 205H142L139 207H119L115 203L109 201V199L104 196L101 192V186L96 184L89 191H84L82 193L77 194V189L81 184L86 183L89 179H94L91 175L93 167H92V158ZM85 159L88 160V163H85ZM23 163V161H21ZM37 163L41 164V170H44L46 165L37 161ZM264 163V161H257L256 164L252 165L253 167ZM60 165H64L60 167ZM59 168V170H57ZM223 171V169H221ZM62 173L68 174V179H65V176ZM200 175V173H197ZM238 175V174H237ZM190 179H196V177H189ZM219 178H217L218 180ZM235 179V177H233ZM79 180L80 184L73 183V181ZM124 185H137L134 191L129 188L128 190H123L120 188V183ZM9 181H5L4 183H0V189L6 187ZM106 190V189H105ZM115 199V197H113ZM232 207H237L236 204H232ZM128 218L127 221L124 218ZM264 219V217H261ZM223 224V221H220ZM212 228L215 229L217 227L216 223H212ZM115 227H119V224L115 225ZM198 232H208L209 235H215V232H211L206 228L197 229ZM231 243H243V241H230ZM165 248L169 250V255L171 254V250L173 248V244L170 242H166L164 245ZM252 251H256L255 248ZM178 264V262H177Z\"/></svg>",
    "mask_w": 264,
    "mask_h": 264
}]
</instances>
